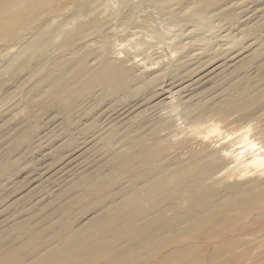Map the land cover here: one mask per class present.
Instances as JSON below:
<instances>
[{"label": "bare ground", "instance_id": "6f19581e", "mask_svg": "<svg viewBox=\"0 0 264 264\" xmlns=\"http://www.w3.org/2000/svg\"><path fill=\"white\" fill-rule=\"evenodd\" d=\"M80 1L81 0H0V40H10L11 37H15L16 40L20 38L21 41V38H28L26 50L29 53L35 44L33 39L35 40L37 37L40 39L45 37L46 34H50L51 32L49 31L51 28H65L66 31V27L69 29L70 26L73 27L74 24L70 19L72 16L70 18H63L64 23H62L61 26H49L47 23L48 20L53 21L52 19L55 18V16L53 17V12H65L67 7L72 4V8L73 6L75 7L74 11L76 18L79 16L81 17L80 19H82L85 18L84 16H86V13H90L95 7V2L97 0H95V2L94 0H88V2L82 5L79 3ZM225 1L228 4H232L234 7L235 3L239 4V0H224V3ZM98 2L100 1L98 0ZM222 2L216 7H211L209 5V0H138L140 5L147 6V8L152 7L153 9L151 10L156 11L155 16L158 14L157 12H160V14L164 15L166 20L171 21L174 25L181 24L183 26V31L189 30L190 34L187 35V42L185 38L181 40H185L184 42H186L190 50L207 53L209 49L216 48L221 54L228 53L230 55L233 51L230 53L227 51L233 47L235 40H233L232 36L227 34H219L218 27L221 25L216 23L218 20H221L224 16L231 13L230 11L220 9L222 8ZM77 3H79L80 6ZM130 3L134 5V2L130 1ZM99 4L96 6L99 7ZM137 6L140 8L139 5ZM144 6H141V8ZM209 7H211L210 10L208 9ZM72 8L68 10L72 12ZM125 8H127V5L124 9ZM141 10H144V8ZM127 11L123 19L121 18L122 16L120 18L124 23H131V19H133V17L131 18L133 10L129 8ZM67 13H69V11H67ZM136 13H138L137 10ZM82 14L84 16H82ZM59 15H64L65 17V14ZM145 15L144 17L146 18L147 15ZM61 17L59 16V18ZM97 17L98 16H96V18ZM93 19L97 20L95 18ZM97 21L100 22L99 20ZM76 22H78V20ZM50 23L52 24L53 22ZM86 25H88V23L84 24L82 21V23L79 22L78 25H75L77 30L73 29L76 31L84 29L85 31L87 30ZM29 29L34 31H29V36L24 38L23 33L25 32L22 33V31ZM179 31L181 32L182 30ZM186 31L185 33L183 32L184 34L180 33L182 34L180 36L186 35ZM18 33H20V35L16 36ZM52 35L53 37L55 36L54 34ZM74 35L76 34L74 33ZM67 36H69V34ZM53 37L51 36V38ZM65 37L64 39H66ZM108 37L109 36H107V38ZM62 39L63 38H61V40ZM67 39L69 40V38ZM249 41H252L249 43V46L252 44L253 49L250 48L251 51L248 50L249 52L247 51V55L245 53V56H247L244 59L245 61L239 59L240 62L238 64L240 66L242 63L255 61L258 70L263 73L264 33L252 37ZM51 42L54 41L52 40ZM66 42H63V44ZM24 43L25 42H23V44ZM57 44L59 47V42ZM89 45H91V43H89ZM103 45H101V47ZM70 46L71 45H69V47ZM91 46H93V44ZM97 46L100 47L99 45H95L96 48ZM54 47L56 48V46ZM184 48H186V46ZM97 49L101 54L103 53L102 48H100L102 50H99V48ZM4 50L7 49H2V51ZM58 51L61 50L59 49ZM187 53L189 54L191 52L187 51ZM45 56L46 55H44V57ZM51 57L53 56L51 55ZM231 57H234V55ZM45 58L43 60L44 64L46 61ZM107 59L111 58L109 57ZM107 59L105 56H101L86 47L72 49L55 57L51 63H47L48 66H51L49 67L50 69L45 72L38 84H36L37 87L42 85L47 87L45 92H39L38 95H53L54 104L60 107L61 113L64 116H67L77 105L86 101V99H91L93 102L91 106L94 109L105 100L106 103L110 104V101L118 99L115 100V103L120 102L121 104L134 96V93L137 91L136 87L142 86L143 89H146V87H149L153 82V80H147L148 77L146 80L139 81V76L136 78L137 75L136 77L127 78V75H124L127 71H125L122 66L120 69L122 68L125 73L118 69V67L115 68L112 66ZM222 61L220 62L223 63ZM43 63H40L41 67L38 66V70L44 68L46 64L42 66ZM216 64H218V62ZM36 66L35 64L34 68H36ZM239 66H237L235 70H237ZM218 70H220L219 67ZM169 71L167 70V72H165L166 75ZM154 73H156V71ZM170 73L168 75H170ZM212 73L215 74V72ZM212 75L210 74L211 77ZM195 77H198V75ZM211 77L208 79L211 80ZM213 80L215 82L218 81L217 79L215 80L214 77ZM214 81L211 80L210 82L206 80V82L210 83H214ZM195 82L197 83V81ZM196 83L195 85L193 84L194 87H190L192 89H197L198 85L196 86ZM159 84L160 83L156 85L159 86ZM185 84L183 83L184 86ZM201 84L206 83L202 82ZM232 87L235 90L229 92V94L225 93L226 95L221 104H216L217 102L210 103L211 101L207 99L208 102H200L196 103V106H192L196 112L195 114V112L192 111V113L195 114L193 115L195 116L194 118L197 117L198 119L202 115L204 116V114L213 111H215V114L216 112H218V114L219 112L225 114L228 110L232 111L231 109H234L240 110L245 116H249L252 113L257 114L259 118H261L264 126V85L251 86V83L247 79H237L233 82L231 89ZM197 91L195 90V92ZM195 92L194 94L198 96ZM34 93L37 95L35 88ZM117 96L119 98H117ZM192 96L194 95L192 94ZM143 98V100H145V97ZM256 104H258L257 107L254 106ZM191 105H193V103ZM111 107L113 106L111 105ZM252 107H254L255 112L251 110ZM255 108L257 109L255 110ZM111 109L112 108H110V110ZM112 110L114 111V109ZM105 111H108V109L104 110V112ZM109 112H105V114L107 115ZM146 116L145 118H148ZM142 120L144 123L150 122V120L147 119L144 120L142 118ZM158 124L156 122L149 132H142L136 134V136L124 138L118 149L109 152L94 168L92 167L90 170L87 169L88 171L82 172L78 179L70 184V195H68L70 197L67 198V202L65 200L64 205H61L63 202L59 204L63 209V212H60L62 215L48 218V214H44L43 216H39L40 219L27 218L19 219L14 222L11 226V230L1 235L2 237L14 236V238L10 239L11 243H9V245L0 246V264H264V249L255 253L251 252L250 254V250L257 248L258 245L250 238L254 232L249 233V230L247 231L248 226H245L246 223L250 222L248 220V222H246V218L249 216L252 218L253 216L259 221H262V226L258 222L257 224L259 225L257 226H261L264 229V180L256 179L257 181L240 184L236 182L226 184L222 187H217L216 183L213 185L214 178L220 176L221 173H223L222 171H225V168L232 163L234 159L238 158L237 155L240 154V152L233 154L229 149L228 152L230 153H225L227 148H224L226 146L223 148L225 151H219L220 149L215 150L216 147L218 148V146L215 145L216 147L214 146V150L216 152L208 150L211 153L207 151L205 152L207 154L203 155L201 152L203 150L205 151V148H203L202 151L200 150L201 152L199 153L195 152V149H192L193 151H187L188 153L185 157H179L177 154L180 148L174 149L178 147L176 144H174L176 147H173L174 145L171 146V144L169 145L168 143V147H165L160 144L159 140L157 141L155 139L156 135H158L156 133ZM143 125L144 124L140 126ZM214 128L207 129V131L204 129V132H211L215 130ZM261 129H263L262 132L264 136V127ZM200 131H203V129L201 128ZM112 132L118 131H110L106 137L110 138ZM200 134H202V132H200ZM172 138L174 137L172 136ZM149 139L151 142L155 140L156 142L151 144L147 141ZM151 139L155 140L152 141ZM180 144L181 143L178 144L179 147ZM183 144L185 143L181 145L183 146ZM250 144L255 145L253 143ZM165 145H167V143H165ZM169 146L172 151L173 149L174 151L168 154L166 150L164 154V149H170ZM187 146H189V144ZM207 148L208 147H206V150ZM189 149L188 147V150ZM10 163V160L6 157L0 158V183L3 178L9 175V168L7 167L10 166ZM263 163L264 157L259 153L255 155L251 161H247V163L242 165L246 167L253 164L262 165ZM228 167L232 166L230 165ZM242 170L241 168L240 172H236V179L237 176L240 178H243V176L246 177V170ZM233 171H235V169ZM233 171L232 173H234ZM81 183H85L87 186V192H85L86 195L83 196V198H80L79 194H77L78 196L76 195L78 186ZM61 196L62 194L57 197ZM60 199L62 198H59V200ZM241 221L244 222L242 223Z\"/></svg>", "mask_w": 264, "mask_h": 264}, {"label": "rangeland", "instance_id": "374dc122", "mask_svg": "<svg viewBox=\"0 0 264 264\" xmlns=\"http://www.w3.org/2000/svg\"><path fill=\"white\" fill-rule=\"evenodd\" d=\"M99 1L100 2L97 0L95 2L94 0L96 5L99 3L101 4L102 1L103 2L101 5L99 4V7L95 5L90 13L85 14L86 16L82 14V16L85 17L82 19H80L81 17L79 16L76 18L74 11L75 7L73 6L72 8V4L67 7V9L65 8L66 13L64 11L53 12L52 14L55 18L52 19L53 21L48 20L47 23L49 26H61V24L64 23L63 18H70L72 16L70 19L74 24L73 27L70 26V29L66 27L67 32L65 31V28H51L49 31L51 32L50 34H46L45 37L40 39L38 37L35 38V40L33 39L35 44L29 53L26 50L28 38H21V41L20 38L16 40L15 37H11L10 40H0V158L6 157L11 162L10 166L7 167L9 168V175L3 178L0 183V197L2 196L0 199V246L9 245V243H11L10 239H13L14 236L2 237L1 235H4L7 231L11 230V226L17 220L27 218L40 219L39 216H43L44 214H48V218H54V216L59 217L62 215L61 213L63 212V209L61 205H64V201L66 200L67 202V198L70 197L68 196L70 195V184L76 181L82 172L88 171L92 167L94 168L95 165H97L98 162L100 163L109 152L118 149L124 138L136 136V134L142 132H149L156 122L159 124L156 128V133L158 135H156L155 139L157 141L159 140L160 144L165 147H168V143L169 145L171 144V146L176 144L178 147L174 149L180 148V153L178 152L177 154L179 157H185L188 153L187 151H191L192 149H195L194 151L199 153L203 148H205V151L203 150L201 152L203 155L207 154L205 152L208 150L216 152L215 150L220 149L219 151H221L226 148L227 152L224 150L225 153H230L228 152L229 149L233 154L240 152V154L237 155L238 158L234 159V161L228 165H231L232 167L227 166V168L225 165L226 170L222 171V176L219 173L220 176L214 178L215 182L213 181V185L216 183L217 187H222L226 184L236 182H239L240 184L261 179L264 180V163L262 165L260 164L261 166L256 164L248 165L246 167L243 166L244 163L251 161L252 158L259 153L264 157V136L262 132L263 129H261L264 126L261 118H259L257 114L252 113L249 116H245L240 110L231 109L232 111L228 110L225 114L220 112L219 114L218 112L215 114V111L209 112L210 114L206 113L198 119L193 116L196 114L193 108L196 103L208 102V99L211 101L210 103L217 102L216 104H221L226 95L225 93L229 94V92L235 90L233 87L231 89V86L237 79H247L251 83V86L264 85V72L261 73L258 70L255 61L242 63L240 66L238 64L240 60L242 61L247 57L245 56V53L247 55L248 52L253 49L252 44L249 46V43L252 42L249 40L252 37L264 33V0H239V4L235 3V7L232 6V4H228L226 1L224 3V0H209V5L211 7H216L223 1L222 8L220 9L231 12L216 23L222 26L218 27L219 34H227L232 36L233 40H235L233 47H231V49H233L231 50L229 48L230 50L227 51L229 53L233 51L232 54L234 57H231L233 56L231 53V56L228 53L221 54L216 48L209 49L207 53L190 50L186 45L188 40L187 35L190 34L189 30H185L186 35L180 36L185 33L181 24L174 25L171 21L166 20L164 15L160 14V12H157L158 14L155 16L156 11L151 10L153 9L152 7H148V9L147 6L140 5L138 0ZM130 1L134 2V5H132ZM86 2H88V0H81L79 3L82 5ZM79 3L77 4L80 6ZM126 5L127 8L124 9ZM137 5H139L140 8ZM141 6H144V10H141L143 9ZM211 7L208 9L210 10ZM69 8L70 10L72 8V12L68 10ZM129 8L133 10L131 14V18L133 17V19H131V23H124L123 20L121 21V18L123 19V16L126 15L128 12L127 9ZM136 10L138 13H136ZM67 11H69V13H67ZM59 14H65V17L64 15ZM145 14L147 15L146 18L144 17ZM59 16L62 17L59 18ZM96 16L98 17L96 18ZM92 19L94 20L93 23ZM77 20L78 22H76ZM49 21L53 23L51 24ZM82 21L84 24L88 23L86 26L89 29L86 27L87 30L85 31L84 29L76 31L77 29L75 25H78L79 22L82 23ZM179 30H182L184 33ZM29 31L31 32L34 30L29 29L22 31V33L25 32L23 33L25 35H23L24 38L29 36ZM74 33L76 35H74ZM52 34L55 36L53 37ZM68 34L69 36H67ZM18 35H20V33L16 36ZM51 36L54 39L51 38ZM63 36H66V39H64ZM107 36L109 37L107 38ZM43 38L46 39L44 40ZM61 38L63 39L61 40ZM67 38H69V40ZM184 38L186 42H184L185 40H181ZM52 40L54 42H51ZM62 41L67 42L63 44ZM23 42L25 43L23 44ZM58 42L60 48L57 46ZM89 43H91V45L93 44V46L89 45ZM94 44L100 46H97L99 50H102L105 47L102 50V54ZM69 45L72 47H69ZM101 45L103 46L101 47ZM54 46H56V48ZM185 46L187 49L184 48ZM75 47H86L101 56H105L106 59L110 57L111 59H107V61L115 68L118 67V69H120L122 66L128 73L126 72V74L125 71L123 72L122 68L120 70L125 73V76L127 75V78L136 77L137 75L136 78L139 76V81L146 80L148 77L147 80H153V82L149 87H146V89H143L142 86L136 87L137 91L134 93V96L121 104L120 102L115 103V100L118 99L110 101V104L106 103L105 100L94 109L91 106L93 104L91 99H86V101L77 105V107L67 116H64L61 113L60 107L57 104H54L53 95H38L39 92H45L47 87L42 84H40L42 86L37 87L36 84H38L40 78L45 72L50 69L49 67L51 66H48V64L51 63L55 57L72 49H76ZM2 49L7 50L2 51ZM59 49L61 51H58ZM186 50L191 53L188 54ZM44 55L48 58L46 59ZM51 55L53 57H51ZM44 58L46 60V65L43 63ZM37 62L43 63L42 66L45 65V69L42 67L44 70L41 68V70H38V66H41L40 63ZM217 62L218 64H216ZM35 64L37 65L36 68H34ZM237 66H239V68L235 70ZM218 67L220 70H218ZM158 70L159 72L157 73ZM167 70L170 71L166 75L165 72H167ZM155 71L156 73H154ZM212 72H215L216 75ZM169 73L170 75H168ZM210 74H213L212 77ZM196 75H198V77H195ZM210 77L212 78V81H214L213 77L215 80H218L217 82L214 81L215 85L214 83H210ZM206 80L210 82H206ZM195 81H197V83ZM202 82L206 84H201ZM158 83H160L159 86L156 85ZM183 83H186V87ZM195 83L196 86H200L199 88L197 87L198 91L193 88L194 92L196 90L199 93L195 92L198 96L194 94L193 89L191 88L194 87L193 84L195 85ZM155 85L159 89H157ZM34 88L36 89L37 95L34 93ZM192 94L194 96H192ZM143 97H145V100H143ZM117 98L119 97L117 96ZM192 103L193 105H191ZM111 105L113 107H111ZM109 106L114 109V111L112 109L110 110ZM254 106L257 107L258 104ZM106 108L108 111L105 112L111 111L107 113V115L104 112V110H107ZM252 108L251 110L255 112L254 107ZM256 109L257 108H255V110ZM97 111L98 113L96 114ZM192 111H194L195 114L192 113ZM103 113L106 116H104ZM145 116L148 118H145ZM142 118L144 120H150V122L144 123ZM142 124L144 125L140 126ZM201 128L203 131H200ZM206 128H214L215 130L207 133L204 132V129L207 131ZM113 130H117L118 132H112L110 138L106 137L107 134ZM189 130L192 131V134ZM198 131L202 132V134ZM172 136L174 138H172ZM185 138L193 139L187 140ZM155 139L151 140L153 141ZM156 140L151 142L149 139L147 141L154 144ZM164 142L167 143V145H165ZM178 142L185 144H183V146L180 144L179 147ZM250 143L255 145H251ZM188 144L189 146H187ZM215 145L218 146V148ZM176 146L174 145L173 147ZM214 146L216 147L215 150ZM188 147L190 148L189 150ZM206 147H208L207 150ZM168 149H164V154L166 150L168 154L174 151V149L172 151L171 147L169 149L170 152ZM210 151H208V153H211ZM241 168L246 170L247 175L245 174L246 177H241L242 179L237 176L236 179V172H240ZM234 169L235 171H233ZM232 171L234 173H232ZM86 189V184L81 183L77 189L80 193L76 191V195L79 194V197L83 198V196L86 195ZM60 194H62L65 199L62 196L57 197ZM59 198L62 199L59 200ZM249 217L246 218V222L250 221L248 222L250 225L246 223L245 226H248L247 231L249 230V233L254 232L250 238L255 241L256 245H258L257 248L250 250L251 254V252L255 253L264 249V229L261 227L262 221H259L253 216L252 218L250 217L251 219ZM241 222L243 223L244 221ZM257 222L261 226H257L259 225Z\"/></svg>", "mask_w": 264, "mask_h": 264}]
</instances>
